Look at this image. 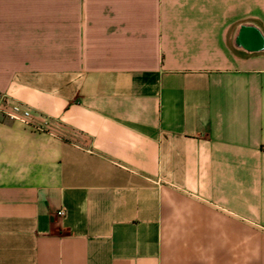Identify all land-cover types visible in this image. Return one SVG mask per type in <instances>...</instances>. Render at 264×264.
I'll use <instances>...</instances> for the list:
<instances>
[{
	"label": "crops",
	"instance_id": "1",
	"mask_svg": "<svg viewBox=\"0 0 264 264\" xmlns=\"http://www.w3.org/2000/svg\"><path fill=\"white\" fill-rule=\"evenodd\" d=\"M0 97V264H264V0H0Z\"/></svg>",
	"mask_w": 264,
	"mask_h": 264
},
{
	"label": "built area",
	"instance_id": "2",
	"mask_svg": "<svg viewBox=\"0 0 264 264\" xmlns=\"http://www.w3.org/2000/svg\"><path fill=\"white\" fill-rule=\"evenodd\" d=\"M0 116L10 121L19 122L24 126L31 127L35 131H42L45 127L44 125L33 126L31 123V113L27 108L19 104H10L6 102L3 97H0ZM55 216L57 218H62L64 212L59 210L55 213Z\"/></svg>",
	"mask_w": 264,
	"mask_h": 264
}]
</instances>
